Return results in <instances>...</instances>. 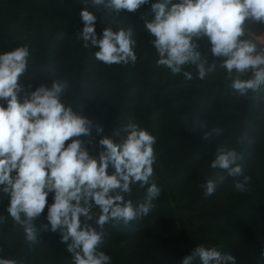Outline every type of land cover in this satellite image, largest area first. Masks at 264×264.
Wrapping results in <instances>:
<instances>
[{
	"label": "trees",
	"instance_id": "1",
	"mask_svg": "<svg viewBox=\"0 0 264 264\" xmlns=\"http://www.w3.org/2000/svg\"><path fill=\"white\" fill-rule=\"evenodd\" d=\"M155 2L158 0H150L132 13L124 10L118 16H106L92 7L91 0H0V54L28 46V70L18 80L25 92L41 85L51 87L53 81L67 82L63 97H76L94 111L107 114L119 130L133 121L156 137L155 160L187 228L189 255L203 244L231 254L236 264H264V86L249 89L245 95L233 90L232 80L250 79L252 71L240 74L233 69L229 74L220 66L226 58L212 54L207 37H193L196 50L207 60L206 67L216 65L204 79L197 78L194 64L183 68L192 79L157 67L154 37L146 28V22L154 19L151 3ZM84 9L97 15L98 36L106 27L114 31L132 29L135 64L105 65L95 57L98 48L83 46L77 34L83 27L80 12ZM242 27L244 34L238 39L254 44V54L264 53V45L250 34H264V22L246 19ZM25 92L20 94L21 102ZM61 102L92 121L91 134L78 138L90 155L98 158L103 150L98 141L103 136L116 143L122 140L114 135L117 130L109 120ZM96 126H102L103 132L97 134ZM217 128L219 134L213 133L208 140L202 138L205 132ZM68 143L71 139L65 146ZM222 146L241 153L243 175L251 179L247 191L238 192L229 177L206 197L202 187L206 178L225 175L210 168ZM153 179L161 193L147 216L131 229L114 222L105 225L108 236L101 250L111 257V264L182 262L179 225L163 188L155 176ZM145 191L132 185L131 195L126 194L125 199L135 203L143 199ZM53 195L49 194L48 204L53 202ZM8 206V195L0 192V259H14L17 264H73L60 232L40 231L48 223L47 206L33 221L38 230L34 244L26 240L24 226L10 217ZM91 211L93 220H81L95 227L99 209L93 206Z\"/></svg>",
	"mask_w": 264,
	"mask_h": 264
},
{
	"label": "clouds",
	"instance_id": "2",
	"mask_svg": "<svg viewBox=\"0 0 264 264\" xmlns=\"http://www.w3.org/2000/svg\"><path fill=\"white\" fill-rule=\"evenodd\" d=\"M149 2L91 0V5L106 16H118L124 10L135 12ZM151 10L154 19L146 22V28L154 37L157 67L192 79V74L183 68L194 64L197 78L204 79L215 71L216 65L206 67L207 60L196 50L193 37H207L212 54L226 58L220 66L229 74L233 69L240 74L252 71L250 79H233L230 84L233 90L245 95L249 89L264 86V53L254 54V44L238 39L244 34L242 25L246 19L264 22V0H179L178 3L158 0L151 3ZM80 17L83 27L77 35L85 48L89 45L98 48L97 60L105 65L136 63V41L131 28L114 31L106 27L98 36L97 15L84 9ZM29 57L28 46L0 54V101L4 102L0 103V192L9 197L7 212L24 226L26 240L34 244L38 230L33 221L47 206L48 223L40 231H59L73 264H111V257L101 250L108 236L105 225L114 222L131 229L156 207L154 201L160 196L161 189L153 179L156 137L129 121L114 133L115 136L124 133L119 143L103 136L98 141L103 149L98 158L90 155L78 138L90 135L93 124L61 102L67 82L53 81L51 87L41 85L31 92H25L18 82L28 70ZM22 92L25 96L21 102ZM96 131L102 133V126H96ZM220 131L217 128L205 132L202 138L208 140ZM70 139L71 143L65 146ZM241 161L242 155L235 148H218L210 168L225 175L206 178L202 185L204 195L212 196L218 184L229 177L236 191H247L251 178L243 175ZM132 185L146 189L143 199L135 203L125 199L126 194L131 195ZM50 193L54 194L53 202L48 204ZM93 206L99 209L95 227L81 220V217L85 221L93 220ZM197 262L236 264V259L214 246L200 244L181 264ZM0 264H17V261L0 259Z\"/></svg>",
	"mask_w": 264,
	"mask_h": 264
},
{
	"label": "rangeland",
	"instance_id": "3",
	"mask_svg": "<svg viewBox=\"0 0 264 264\" xmlns=\"http://www.w3.org/2000/svg\"><path fill=\"white\" fill-rule=\"evenodd\" d=\"M251 36L256 40L257 43L264 45V34H255L250 32ZM61 100L64 101L65 103H70L78 108H81L85 111L88 112H94L95 114L99 115L100 117L109 120L115 127V129L118 131L119 128L115 122V120H113L110 116H108L105 113L102 112H98V111H94L88 104H86L84 101L77 99L76 97H63L61 96ZM121 138L123 139L124 135L121 134L120 135ZM154 168V176L156 178V180L158 181L159 185L163 188L164 193L167 197L169 206L172 210V214L173 217L175 219V221L178 223L179 225V230H180V237L182 240V244H183V258L187 255H189L188 253V232H187V228L180 216L179 213V207L176 201V198L174 197V195L167 189L166 184H165V177L164 175L161 173V171L158 168V165L156 163V160L154 162L153 165Z\"/></svg>",
	"mask_w": 264,
	"mask_h": 264
}]
</instances>
